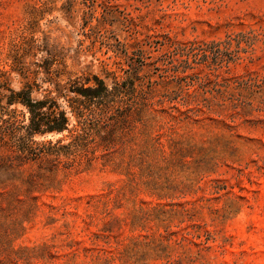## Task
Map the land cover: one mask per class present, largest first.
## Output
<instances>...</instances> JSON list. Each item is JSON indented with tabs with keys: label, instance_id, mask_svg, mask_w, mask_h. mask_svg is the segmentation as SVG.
<instances>
[{
	"label": "rangeland",
	"instance_id": "rangeland-1",
	"mask_svg": "<svg viewBox=\"0 0 264 264\" xmlns=\"http://www.w3.org/2000/svg\"><path fill=\"white\" fill-rule=\"evenodd\" d=\"M82 74L123 86L118 139L0 161V264H264V0H0V91Z\"/></svg>",
	"mask_w": 264,
	"mask_h": 264
},
{
	"label": "trees",
	"instance_id": "trees-1",
	"mask_svg": "<svg viewBox=\"0 0 264 264\" xmlns=\"http://www.w3.org/2000/svg\"><path fill=\"white\" fill-rule=\"evenodd\" d=\"M52 61V56L47 57L40 66L45 65L49 70ZM47 81L51 82L54 88L46 90L47 95L41 99H35L32 96L34 88H39V85L35 83H27L17 91L8 88L9 94L0 91V102L5 99L7 109L16 105L24 109L21 113L22 120L17 119V110L13 108L7 111V117L3 121L8 126L0 124V149L8 143L5 137L6 131L10 132L14 139L13 145L17 148L8 155H0L1 163L5 164V161L9 160L10 163L24 164L27 160L37 159L41 153H31L29 143L32 138L37 134L65 131H74L72 141L68 144L69 148L77 149L86 145L88 139L94 136L99 139L103 155H108L122 127L124 116L122 94L125 92L123 86L115 83L109 87L103 78L92 74H82L65 83L52 81L51 78ZM53 91L57 93L55 97L50 95ZM58 97L66 98L69 102V113L76 118V124L72 128H70L68 111L62 109L57 101ZM32 154H34L33 157ZM97 158L96 150L93 149L89 156L88 169L93 167V162Z\"/></svg>",
	"mask_w": 264,
	"mask_h": 264
}]
</instances>
